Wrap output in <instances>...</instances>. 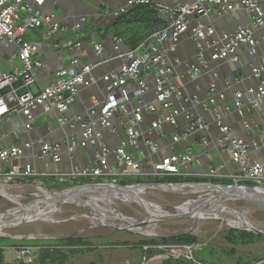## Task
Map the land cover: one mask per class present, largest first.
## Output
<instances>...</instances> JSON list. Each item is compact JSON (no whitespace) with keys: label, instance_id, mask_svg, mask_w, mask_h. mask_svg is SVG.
Here are the masks:
<instances>
[{"label":"crops","instance_id":"0c3cea01","mask_svg":"<svg viewBox=\"0 0 264 264\" xmlns=\"http://www.w3.org/2000/svg\"><path fill=\"white\" fill-rule=\"evenodd\" d=\"M26 1L31 4L33 0ZM128 1L129 0H46L45 4L39 8V11L44 16L53 15L55 21L63 25L65 30L59 31L54 35H49L50 26H43L40 29L28 33V40L39 46L40 56L43 61V66L36 72L37 81L32 88V91L34 93H39L44 88L53 85L56 80V72L60 68L65 67L72 72L80 71L81 66H72V57L78 58L82 65L92 64L95 66L92 75L98 79V82L90 87L80 88L78 100L64 115L68 124L87 119L93 104L104 100L106 88L100 79L106 74L116 72L119 69L120 62L111 61L99 66H97V63L99 64L104 60L113 59L115 54L114 41L117 34L116 32L120 31L121 28L126 30V25L118 28V19L108 15L107 11L114 12L125 6ZM193 1L195 0H159V2L165 5H180L191 3ZM239 1L240 0H231L232 4L238 6L236 17L234 15H228L225 17L212 15L208 18L201 19L204 23L213 26L215 29V35L210 38L211 41H218L224 33L232 31L235 25L239 27L248 25L251 22L252 17L240 7ZM83 18L87 19V23L85 25L82 24V26H77L78 23L83 21ZM155 24V26L158 27L162 26L164 23ZM255 38L259 43L258 48H260V50L259 52L257 51L255 56L244 57V63L241 64L242 69H240V71H235L231 66L224 65L209 73H205L200 77V80L195 83L194 81H191L187 82V84H183L182 80H184L187 73V67L185 64H173L177 65L174 66L173 74L175 81L181 86L183 95L186 97L193 95L200 98L205 97L209 90L211 78L212 76H215L216 72L225 79L232 78L233 75L238 79L249 76L252 72L251 64H264V29L259 30L256 33ZM69 40L80 41L82 47L75 50H70L65 47H57L58 43ZM96 43L102 44L105 48L103 56L101 57H99L95 51ZM153 43L154 40L147 43L146 46H150V44L152 45ZM168 43L169 44L166 46L171 45V42ZM124 46L123 50L130 48L128 45ZM176 47L177 52L174 57L180 58L182 62L193 61L196 44L189 35L183 36ZM18 51L19 49L17 45L0 41V76L7 72H13L16 68L22 66V62L18 57ZM206 55H209V53L207 52ZM143 78L147 80L150 91L141 98L133 96L131 101L125 104L129 113H133L136 109L143 108V106L155 102L154 88L156 74L154 71H151L144 74ZM245 80L246 78L239 84H236L235 90L241 92L240 90H242V88L243 90L246 89L247 84L245 83ZM222 87L227 97L225 100H222V102L229 106L232 114L230 115L225 111L226 106H221L222 108L217 107L215 110H221L224 108V121L226 125L232 128V136L248 141L252 144L258 142L264 131V116L262 110L251 112V117L248 118L247 122L250 124L253 122L254 125L249 130H246L244 127V121H242L237 114H233L235 109L233 108L231 101L236 94L232 92L226 82H223ZM15 88H17L19 92H22L21 83H17ZM4 93L5 92L2 94ZM174 103L177 104L176 99L174 100ZM196 112L204 118L209 126V130L201 134L202 138L200 140L208 142L210 153L208 152L205 154L206 157L203 155V159L202 154L204 145L203 143L199 144V140H196L195 138L188 139L181 144L174 143L172 137L177 132L178 128L170 124H164L162 134L160 132L152 131V123L156 120L157 113L144 111V122L138 128L141 146L139 150H133L132 154L135 159L144 162L145 171L148 174L147 176L137 175L132 177L140 176L144 179L145 183H152L154 181L151 179L155 178L151 176L150 172L153 169V166L161 161L163 157L181 153L188 155L191 160L187 166H180L179 175L174 177L188 179L187 183H213L209 182L213 179L223 181L230 180L231 182H234L233 175L238 174L239 167L232 162L228 153L218 151L214 147L218 138V130L215 123L218 116L211 107H201L198 108ZM34 117L35 122L33 129L30 131L25 130L26 118L22 113H14L0 125V149H6L12 144L16 146H23L27 142H33L35 144L33 148L25 150V155L20 162L11 160L2 163L0 164V169L9 170L16 165H19L22 168L27 164L33 165L35 173L40 179H44L46 186L47 184L50 186L49 184L52 183V188H44L48 194L58 192L53 189V187L58 185H61V187H66V185L69 186L68 189L65 188L61 191L83 190L77 188L79 187L77 184L71 185L70 183L65 182L67 179L65 177H69V175L77 168L87 166L97 167L98 162L95 157V150L93 148H88L86 150L80 149L73 157H70L68 153H65L58 166L48 160H40L39 154L41 143L56 142L65 145L69 140L74 137L79 138L80 135L77 130L62 128L56 112L48 114L41 108H38L34 111ZM121 120L122 115L119 112L117 119L114 121L115 128H120L119 122ZM104 141L109 147L115 149L119 145V136L113 132H104ZM150 142L158 144L165 150V153L154 154L149 148ZM224 155H227L228 163H225ZM251 159L255 162L264 159V150L261 148L254 149L251 152ZM108 160L112 165L117 164L114 156H109ZM211 169L217 172V176L214 178L210 177ZM45 175H49V177H44ZM198 179H201L202 181L198 182ZM92 180H100V182L106 185L107 189H114L117 188L118 182L122 179H118L115 183L111 182V180L106 181L104 179ZM180 189L185 190V192L170 194L171 198L162 202V204H154V202L143 203L148 205V207H150L151 210H154L157 213L156 215H158L171 208L184 207L198 200H206L211 192H196L197 188L187 186ZM33 190L37 193H32ZM84 190L103 189L85 188ZM146 190L148 189H142L141 192ZM196 193H202L203 195L199 196V194ZM39 196H43V194L37 186L24 182H20L18 185L0 182V198L6 201H0V213L10 210V206L12 209L20 208L21 206L33 207L39 203H37ZM47 197L48 196H46V198ZM27 200L29 201L28 203H21L23 201L27 202ZM141 200L143 199H138V201ZM86 202H83L85 207L73 204H62L56 208L39 212L34 220L10 222L5 225H0V238L3 239L0 240V264H19L22 262L20 250L25 247L42 248L43 251L47 252L44 254L46 257V264H53L51 263L52 259L50 257H53L56 252H59L60 254L56 256L57 261L55 264H60V259L58 258L66 255L68 259L64 264H126L127 261L131 264H140L143 257L142 246H144L143 244L146 239H161L159 236L166 235L163 233L170 234L174 231H181L189 228L197 214L201 211L200 207L193 209L190 208L191 210L188 209L183 211L181 213H185V215L182 216L179 214L178 216L171 218L179 221L176 226H163L164 229L167 230L157 229L155 232L142 234L148 236V238H145L144 236L141 237V234H138L140 233L138 231L134 232L129 229L115 228L112 227L111 224L106 225L105 221L99 220V216L101 215L111 216L114 214L115 211L112 206L109 207L105 213L101 215L97 213L96 215L86 209L89 208V206H86ZM90 210L93 211L92 209ZM66 213H71V215L66 216ZM63 215H65L64 218L60 220V216ZM238 216L237 218L241 217L240 215ZM211 218L212 221L217 219L215 215L211 216ZM97 220L101 221V224H97ZM204 220L205 218H203L198 225L204 222ZM162 222L163 221L159 222L157 225H161L160 223ZM87 223L89 226H87ZM225 223L226 220H224L222 226L218 228L206 226L204 229L200 228L198 230L200 236L198 242L204 245V247L198 251H203L204 249L209 248L212 243L214 248L212 249L211 254L217 262L216 264H264V233L255 230L258 237L255 236L256 238H254L253 241L244 243L240 233H251L253 230L233 228L230 229L227 234L221 236L222 233H220V230L223 229ZM83 224L85 225L83 226ZM65 227H67L68 230L65 229ZM99 229L100 232L98 231ZM194 231L193 234H196V227L194 228ZM125 232L129 233L131 236L128 237ZM232 232L235 233L233 237L231 235ZM179 244L184 243L179 242ZM152 264H157V262H153Z\"/></svg>","mask_w":264,"mask_h":264},{"label":"built area","instance_id":"2783aa9c","mask_svg":"<svg viewBox=\"0 0 264 264\" xmlns=\"http://www.w3.org/2000/svg\"><path fill=\"white\" fill-rule=\"evenodd\" d=\"M45 2L46 0H33L30 4L26 0H0V41L17 45L18 57L22 62L20 68L0 76V125L14 113H22L26 118L25 130L30 131L35 122L34 111L38 108H41L45 113L56 112L62 127L69 126L72 130H76V125L82 122V140L74 137L65 145L56 142L40 144L39 159L44 161L50 159L56 166L61 163L65 153H68L70 157L75 156L79 147L95 150L98 166L77 168L69 177H65L67 178L65 182L78 185L81 180L104 179L115 183L118 179L125 177L147 176L148 173L143 171L145 169L144 162L135 159L132 154L133 150H139L141 146L138 128L144 122V111L157 113V118L152 123V131L162 134L164 124L178 128L172 139L174 143L181 144L209 130L206 121L197 114L196 110L201 107H211L218 116L215 121L218 138L214 147L218 151L228 153L232 162L239 167L238 174L233 175V185L241 186V183H252L255 187L264 188V159L259 162L251 159V152L254 149L264 150V131L260 140L253 144L236 138L232 136V128L225 124L224 108L215 110L217 107L222 108L215 106L217 95L219 94L221 100L227 98L224 89L221 93L217 89V81L221 78L222 84L226 82L227 86L236 94L233 98V108L235 109L233 114H237L244 121L246 130L252 128L254 123L247 122L251 117V112L262 110L264 116V64H251L252 72L249 76H245L247 88L244 90L242 88L241 92L234 91L231 83L234 81L235 85L239 84L245 78L238 79L233 75L232 78L225 79L216 72L215 76H212L209 86L210 97L204 101L195 95L184 96L181 86L175 81L173 74L174 66L178 64L186 65V69L191 72L192 81H196L205 73L224 65L231 66L235 71H240L244 57L255 56L260 50L255 35L259 30L264 29V0H240L239 5L252 17L251 22L239 27L235 25L236 28L224 33L218 41L210 40L215 35V29L201 19L212 15L217 17L234 15L236 17L238 6L232 4L231 0H195L180 5H165L159 0H129L125 6L118 10L107 11L108 15L118 19L134 7L153 4L165 29L153 34L151 39L135 50H123L125 45L123 40L115 37L113 59L97 63L99 66L111 61L120 62L116 72L106 74L100 79L105 85L106 94L103 101L94 103L91 108L93 110L100 104L99 115L92 118L97 113V111H93L92 115L88 114L87 119L69 124L64 115L78 100L80 88L90 87L96 84L98 79L92 75L95 66L92 64L82 65L78 58L72 57V66H81L80 71L72 72L68 68H60L56 72V80L53 85L44 88L39 93L32 91L37 81L36 72L43 66V61L39 46L28 40V33L43 26H50L49 35L65 30L63 25L55 21L53 15L44 16L39 11ZM162 16L163 18H161ZM82 20L77 26H82L87 22L85 18ZM186 35L192 38L196 44V50H199L197 64L193 61L182 62L180 58L174 57L178 42ZM153 40L157 41V44L146 46ZM168 42H171L170 46H166L169 44ZM57 47L75 50L80 49L82 43L78 40H69L58 43ZM104 50L102 44H95V51L99 57L103 56ZM207 52L209 55H206ZM151 71L156 74L155 102L129 113L125 104L129 103L133 96L141 98L150 91L148 82L143 76ZM184 80L182 83L187 84ZM17 83L22 84V92L15 88ZM3 92L5 93L2 94ZM175 99L177 104L174 103ZM225 108V111L231 115L229 106ZM119 112L122 115V120L119 122L120 128L118 129L114 127V121ZM61 115L63 118H60ZM104 132H113L119 136V145L115 149L109 147L104 141ZM202 143L204 145L202 156H205L208 152L210 153L209 144L207 141H202ZM34 145L33 142H27L23 146L12 145L6 149H0V164L11 160L20 162L25 155V150L33 148ZM149 148L154 154L165 153V150L155 142H150ZM109 156H114L117 164H110ZM190 160L188 155L181 153L163 157L153 166L157 174L151 176H178L180 166H187ZM216 176L217 172L211 169L210 177ZM44 177H49V175ZM38 178L39 176L31 164H27L23 168L16 165L9 170L0 169V182L2 183L18 185L20 182H24L37 186L39 189L47 188L44 179ZM134 224L132 222L128 225L135 228ZM203 247L204 245L201 243L179 244L175 242L144 245L142 246L143 257L140 264H152L153 262L165 264L172 260L173 256L183 258L191 264H205L194 256L195 252ZM20 251L22 262L19 264H40L42 248L25 247ZM126 264L131 263L127 261Z\"/></svg>","mask_w":264,"mask_h":264},{"label":"rangeland","instance_id":"374dc122","mask_svg":"<svg viewBox=\"0 0 264 264\" xmlns=\"http://www.w3.org/2000/svg\"><path fill=\"white\" fill-rule=\"evenodd\" d=\"M151 180H153V179H151ZM122 181H126L129 184H133L137 181V179H134L132 177H125V178H123ZM49 185L50 186H48V184H47V188H52V186H51L52 183H50ZM78 185H79V187H77V188H80L83 190L85 188L86 189L87 188H102L103 190L107 189L105 184H103L102 182H98V181L91 182V181L81 180L80 184H78ZM241 187H251V186H246L245 184H242ZM65 188L68 189L69 186L66 185V187L65 186L61 187V185H58L56 187H53V189H55V191H61ZM34 192H36V191L33 190L32 193H34ZM170 194H172V193H162V192L152 190V189H148L144 192H141V190H139V191L130 193V194L122 197L123 200L121 202L114 201V200L110 201V202L93 200V201H90L89 203L87 202L86 206H89V208L92 209L93 211H95L96 213L100 212L99 214L105 213L104 210L106 211L109 207L113 206L112 208L115 211L114 214L117 216L123 215L127 218H133V219H138L141 221H147L149 219H152V217H154L157 213L154 210H151L150 207H148V205H146L143 202H149V203L154 202V204H159V203L162 204V202H165L171 198ZM196 194H199V196L203 195L202 193H196ZM44 195L48 196V194H43V196H39V198L37 199V203L41 202L43 199L46 198V196H44ZM209 195L210 196H208V198L206 200H210V197L218 195V194L210 192ZM138 199L139 200L143 199V200L138 201ZM28 200H31V199H28ZM28 200H27V202L23 201L21 203L26 204L29 202ZM206 200H204V201H206ZM0 201L6 202L2 198H0ZM7 205H8V203H7ZM34 208L36 209V207H34ZM9 209H12L11 206ZM13 209H15V208H13ZM189 210H191V209H189ZM33 214L34 213L27 214V215H25L24 218L29 219L32 217ZM114 214H112L111 216L105 215L106 216L105 218H102V216H99V220L105 221L106 225H110V224L113 225L114 223L121 224L122 222L119 219L120 217H115V216H113ZM68 215H71V213H66V216H68ZM205 215H206V218H205L204 222H202L199 225H198V223H199L198 222L195 225L196 234H193L195 232L194 230L192 232L193 236H196L198 238V240L200 239L199 238L200 236L198 234V232H199L198 230L200 228L204 229L206 226L207 227L212 226V227L218 228V227L222 226V224L224 223V220H226V223L224 224L223 229L220 230V233H222L221 236H223V234H227V232L233 228H239V229H243V230H251L252 229L253 232H251V233H253L256 237H258L256 231H260V232L264 233V207H263L261 202L256 201V200L239 198L235 201V203H233L231 200H222L217 205L216 204L212 205L207 210V213ZM213 215H215V217L217 219L212 221L211 216H213ZM238 215H240L242 218L241 217L237 218ZM64 216L65 215L60 216V220L63 219ZM99 220H97V224H101L100 223L101 221H99ZM111 220H114V221L112 222ZM127 222L132 223V221L129 219L127 220ZM178 223H179V221H177V220L166 219L162 223H160L161 225H157L159 223L152 224V225H143V224H136V225L139 228L144 229L147 232H155V231H157V229L167 230V229H164L163 226L173 227V226H176ZM85 224H83V226ZM87 226H89L88 223H87ZM65 229H67V227H65ZM62 230H63V228H62ZM98 231L100 232V229ZM175 232H177V231H174L171 233L169 232V233L172 234ZM125 234L128 235V237L131 236L127 232H125ZM138 234H141L140 235L141 237L144 236L145 238H148V236L142 235V233H138ZM163 234H167V233H163ZM0 240H3V239L0 238ZM213 248H214V245H212V243H211L209 248H206L203 251H196L194 256L197 260H199L205 264H216L217 262L214 260L212 254H211V251Z\"/></svg>","mask_w":264,"mask_h":264},{"label":"water","instance_id":"95a60500","mask_svg":"<svg viewBox=\"0 0 264 264\" xmlns=\"http://www.w3.org/2000/svg\"><path fill=\"white\" fill-rule=\"evenodd\" d=\"M163 18V16L161 17ZM87 22L84 23V25L86 24ZM236 28V26H235ZM165 29V26L162 25V26H158L156 27V32H159L161 30H164ZM154 44H157V41H154ZM125 47V46H124ZM127 50H131L130 48H127ZM199 54V50H196L195 51V54H194V59H193V62L194 63H198V60H197V56ZM222 63H225V62H222ZM215 65V63H214ZM237 67V66H236ZM212 69V67H211ZM221 78H219V80L217 81V89H218V92L221 93L223 91V87H222V80H220ZM198 80H200V78L196 79L195 82H197ZM185 83L187 82H191L192 81V78H191V72L190 70H187V73L185 75ZM212 81V80H211ZM211 82L209 83V86H210ZM232 86H233V90L235 91V83L234 81H232ZM209 90L207 91V95L205 97H201L200 99L202 101L204 100H207L209 98ZM232 104L234 106V103H233V99H232ZM215 106H228L227 104H224L222 102V100L220 99V96L219 94L217 95V102H216V105ZM101 108V105L99 104V106H97L96 108H94L93 110L91 109L90 113L92 115V112L93 111H97V113L95 115L92 116L95 117L97 115H99V110ZM51 113V112H49ZM48 113V114H49ZM60 118H63V116L61 115ZM81 124L82 122H79L77 125H76V130L78 131L79 133V140H82L83 139V136H82V129H81ZM64 129L66 128H70L69 126H64L62 127ZM202 138L201 136V133L196 135L195 136V139L196 140H199V144H202V140H200ZM13 145V144H12ZM11 145V146H12ZM80 149H88V148H82V147H79L78 150ZM77 150V151H78ZM204 156H202L203 158ZM204 159V158H203ZM224 159H225V163H228V157L227 155H224ZM216 160V158H215ZM48 161L51 162L50 159H48ZM82 168H85V167H82ZM145 171V169L143 170ZM151 175H156L157 172L152 169L151 171ZM184 186H189V187H199L200 188V192L202 191H211L212 193H217V197L213 198V199H210L208 201H206L204 204H209L210 206L211 205H214L222 200H231L233 203H235V201L239 198H245V199H250V200H256V201H259L262 203L263 207H264V188L263 187H255V186H251V187H241V186H237V185H223V184H213V183H179V184H176V183H141V184H133V185H128V186H124V187H121V188H114V189H111V188H108V189H104V190H66V191H58V192H53L50 196H48L47 198H45L44 200H42L41 202H39L38 204H36L35 206L33 207H25V206H21L20 208H15V209H10V210H7L3 213L0 214V216H4V215H7L9 214L11 211H21L20 213H25V211L27 209H31V208H34V207H37V209L35 210V215H37L39 212L41 211H44V210H48V209H51L52 207L55 208L57 206H60L62 204H73V205H77V206H81V207H85L83 205V202L85 201H90V200H100V201H106V202H110V201H116L117 197H121V196H126L130 193H133L135 191H138V190H142V189H152V190H156V191H159V192H166V193H181V192H185V190L183 189H180V187H184ZM237 191H241L242 193H236ZM57 197H68V198H74V199H77V202H61V203H55L53 205H47V206H44L47 204V202L49 200H52L54 198H57ZM200 202V201H198ZM196 203V202H194ZM89 212H91L92 214H96L95 212L91 211L89 208H86ZM184 208L182 207H178V208H171L169 210H166L164 211L163 213L161 214H158L156 215L155 217H153L152 219L150 220H147V221H140V220H137V219H134L136 224H143V225H152V224H156V223H159L161 221H164L166 219H171L172 217H175V216H178L179 214H181L182 216L185 215V213H178V212H181L183 211ZM38 210V211H37ZM205 214V212H204ZM34 215V216H35ZM123 216V215H121ZM127 218V217H126ZM204 218V216H202V218H200L199 220H194V222L189 226V228L185 229V230H181V231H177L175 233H172V234H166V235H162V236H159L160 238H177V237H181V236H185V235H188V234H191L194 230V227L195 225L200 222L202 219ZM129 220H133V219H130V218H127ZM25 221H28V220H19V219H13L11 221H8L6 223H1V225H5L7 223H10V222H25ZM111 226H114L115 228H124V229H129V230H132L134 232H137V230L131 228L130 226H127V225H111ZM138 227V226H136Z\"/></svg>","mask_w":264,"mask_h":264},{"label":"trees","instance_id":"16d2710c","mask_svg":"<svg viewBox=\"0 0 264 264\" xmlns=\"http://www.w3.org/2000/svg\"><path fill=\"white\" fill-rule=\"evenodd\" d=\"M155 23H162V20L159 17L158 12L155 10V7L153 4L143 5V6H137L132 8L128 13L122 15L117 20V26L118 28H121V26L126 25V30H123L122 28L120 31H117L116 37L121 38L125 45H128L130 49H137L142 44L146 43L153 34L156 33V24ZM134 179H137V181L133 184H139V183H145L144 179L141 177H132ZM99 180V179H97ZM123 180V179H122ZM119 181L117 188H121L129 184L126 181ZM155 183H183L187 182L188 179L185 178H179V177H155L153 178ZM93 182L92 179L86 180ZM201 179H198V182H201ZM100 182V180L98 181ZM204 182V181H203ZM209 182H213L215 184H223V185H232L234 182H231L230 180H210ZM245 184L246 186H255L252 183H241L240 185ZM232 237L235 235L234 232L231 233ZM240 236L243 238V242H251L253 241L255 237L254 234L242 232L240 233ZM198 238L196 236H193V234H188L185 236L177 237V238H161V239H146L144 241L143 245H149V244H156V243H170V242H177V243H184V244H197ZM47 253L43 251L41 255L40 264H46V257L44 254ZM60 254L59 252H56L52 259L53 264L56 263L57 258ZM44 256V257H43ZM58 259H60V264H64L67 262V255L66 256H60ZM165 264H191L187 260L183 258H179L177 256H173L172 260L166 262Z\"/></svg>","mask_w":264,"mask_h":264},{"label":"bare ground","instance_id":"6f19581e","mask_svg":"<svg viewBox=\"0 0 264 264\" xmlns=\"http://www.w3.org/2000/svg\"><path fill=\"white\" fill-rule=\"evenodd\" d=\"M193 188H197L196 189V192H200L201 190H200V188L199 187H193ZM40 190V192L42 193V194H48V193H46V191L44 190V189H39ZM194 190V189H193ZM236 193H242L241 191H237ZM4 195V194H3ZM51 194H48V196H50ZM46 196V195H45ZM122 197H124V196H121V197H117V199H116V201H119V202H121L123 199H122ZM77 202V199H74V198H68V197H57V198H54V199H52V200H49L48 202H47V204L46 205H44V206H47V205H53V204H55V203H61V202ZM93 201V200H92ZM199 201V200H198ZM198 201H196V203H190V204H188L187 206H184V207H182V208H184L183 209V211H186V210H188V209H190V208H197V207H200L201 208V211L197 214V216L195 217V219L196 220H199L200 218H202V216H204V218H206V213H207V210L212 206H210L209 204H204L206 201H208V200H206V201H204V200H201L200 202H198ZM86 202V201H85ZM87 203V202H86ZM89 203V202H88ZM103 203V202H102ZM92 204V203H91ZM104 204V203H103ZM217 204V203H216ZM93 205V204H92ZM95 207V206H94ZM100 207V206H99ZM113 207V206H112ZM53 208V207H52ZM101 208V207H100ZM36 209H37V207H36ZM35 208H31V209H27L26 211H25V213H20L21 211H11L9 214H7V215H4V216H0V225H1V223H6V222H8V221H11V220H13V219H19V220H34V219H36V215H35V210H36ZM99 210V209H98ZM116 210V209H115ZM38 211V210H37ZM100 211V210H99ZM183 211H181V212H183ZM104 212H105V210H104ZM181 212H178V213H181ZM204 212H205V214H204ZM31 213H34L33 215H32V217L31 218H29V219H23L24 217H25V215H27V214H31ZM100 213V212H99ZM35 215V216H34ZM101 215V214H100ZM102 216V218H105L106 216H104V215H101ZM113 216H115V217H120L119 219L121 220V222H122V224L121 225H127V226H129L128 224V222H127V218L126 217H124V216H120V215H113ZM112 222L114 221V220H111ZM123 221H126V222H123ZM132 222H134V223H136L135 222V220H131ZM113 225H116V223H114ZM133 229H135V230H137L138 232H140V233H142V234H148V233H150V232H147V231H145L144 229H141V228H134L133 227Z\"/></svg>","mask_w":264,"mask_h":264},{"label":"flooded vegetation","instance_id":"af4514ba","mask_svg":"<svg viewBox=\"0 0 264 264\" xmlns=\"http://www.w3.org/2000/svg\"><path fill=\"white\" fill-rule=\"evenodd\" d=\"M215 197H217V195L210 197V199H213V198H215ZM218 203H219V202H218ZM218 203H217V204H218ZM217 204H216V205H217ZM124 217H125V216H124ZM112 227H114V226H112Z\"/></svg>","mask_w":264,"mask_h":264}]
</instances>
